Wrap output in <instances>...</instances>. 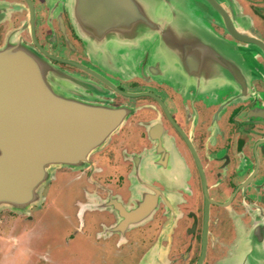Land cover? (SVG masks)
I'll list each match as a JSON object with an SVG mask.
<instances>
[{
  "label": "flooded vegetation",
  "instance_id": "obj_1",
  "mask_svg": "<svg viewBox=\"0 0 264 264\" xmlns=\"http://www.w3.org/2000/svg\"><path fill=\"white\" fill-rule=\"evenodd\" d=\"M158 1L174 6L151 36L138 18L115 27L125 43L90 50L70 0H0V45L15 35L83 80L75 96L133 109L46 205L92 215L96 264H264V0Z\"/></svg>",
  "mask_w": 264,
  "mask_h": 264
},
{
  "label": "water",
  "instance_id": "obj_2",
  "mask_svg": "<svg viewBox=\"0 0 264 264\" xmlns=\"http://www.w3.org/2000/svg\"><path fill=\"white\" fill-rule=\"evenodd\" d=\"M71 2L77 25L90 29V35H85L90 50H109L111 43H125L115 27L138 18L149 26L148 32L158 30L159 20L164 19L158 14V5L170 6L158 0ZM186 17L194 21L192 16ZM168 18L175 21L177 16L171 10ZM229 29L234 32L230 25ZM81 80L53 65L20 38L8 36L0 46V212L8 208L28 214L33 207H40L45 187L57 169L87 166L90 156L109 142L132 113L127 106L78 98L73 85H82ZM206 239L205 234L204 244Z\"/></svg>",
  "mask_w": 264,
  "mask_h": 264
},
{
  "label": "rangeland",
  "instance_id": "obj_3",
  "mask_svg": "<svg viewBox=\"0 0 264 264\" xmlns=\"http://www.w3.org/2000/svg\"><path fill=\"white\" fill-rule=\"evenodd\" d=\"M69 10L72 14L71 0ZM48 46L52 49H65L71 53L66 42L62 39H59L56 44L52 43ZM157 49L159 50V48ZM158 53L160 54V52ZM88 93L91 92L88 91ZM83 100L94 102L88 99ZM58 172H63L61 176L64 174V177L60 178L58 184L54 183L55 179H53L50 182L51 185L54 183L53 186L47 185L45 192L49 194L48 189L53 188L52 190L56 191L58 197L63 199L62 197L68 195L75 186L72 178L74 174L68 172V170H63V168L57 169L56 173ZM76 187H78L77 184ZM44 196L45 201L40 206L42 208L36 207L34 211L31 209L33 214L31 212L26 214V216L31 215L32 217L27 223H25V214L15 213L8 210V208L0 212V264H88V261L91 260L90 258H96L97 253L92 252L95 248L92 242L94 240L92 234L94 233L92 232L91 234L88 228L90 221L83 222L84 219L87 221L89 216L92 215L87 213L85 214L86 217L79 221L75 213L63 214V209L60 208L63 205L60 200L55 201L57 208L55 206H47L48 199L45 193ZM54 198L56 199L55 196L52 199ZM73 209L75 208L73 207ZM69 218L72 219V222H70ZM74 229L78 231V234L76 237L73 235L75 239H70L71 242L69 241L70 243H68L65 237L67 235L71 236ZM79 237L81 239L74 242ZM30 247H34L37 250H31ZM67 260L70 263L66 262ZM94 263L96 264L97 262L94 261Z\"/></svg>",
  "mask_w": 264,
  "mask_h": 264
},
{
  "label": "crops",
  "instance_id": "obj_4",
  "mask_svg": "<svg viewBox=\"0 0 264 264\" xmlns=\"http://www.w3.org/2000/svg\"><path fill=\"white\" fill-rule=\"evenodd\" d=\"M162 22H165V21H160V22H159L160 25H162V24H161ZM168 22L171 23V21H168ZM168 22H167V23H168ZM146 34H147V33H146ZM148 34L151 36V34H150V30H149ZM8 36H9V35H8ZM8 36H7V38H8ZM10 36H11V35H10ZM12 36L16 37L15 35H12ZM7 38L5 39V41L7 40ZM17 38H18V37H17ZM5 41H4V43H5ZM4 43H3V44H4ZM3 44H2V45H3ZM0 46H1V45H0ZM105 55H107V56L111 59V55H108V54H105ZM182 60H183V58H182ZM182 60H181V61H178L179 64L182 65V67L185 68V70H189V68H187V67H189V66L186 64V61L183 60V62H182ZM175 62H176V61H175ZM185 73H186L187 75H194V74L198 75V74H200L201 72H198V73H194V72H193V73H192V72H185ZM128 118H129V116L127 117V119H128ZM127 119L125 120V122H124L123 124L126 123ZM123 124H122V126H123ZM120 128H121V127H120ZM120 128H119V130H120ZM119 130H118V131H119ZM118 131H117V132H118ZM117 132H115V133H117ZM115 133H114V134H115ZM111 138H112V136H111ZM111 138H110V140H111ZM110 140H109V142H110ZM109 142H108V143H109ZM108 143H107V144H108ZM107 144H106L105 146H107ZM105 146H104V147H105ZM104 147H102V148H104ZM102 148H101V149H102ZM101 149H100V150H101ZM94 204H98V205H94ZM36 207H37V206L33 207L32 210H33L34 208H36ZM37 208H38V207H37ZM98 208H100V207H99V202H98V199H97V201H95V203H90L89 206H86V207L84 208L83 211L87 212V210H95V209H98ZM32 212H33V211H32ZM32 212H31V214H33ZM85 212H83V213H85ZM85 214H87V213H85ZM85 214H84V217H86ZM0 216H1V213H0ZM24 216H26V214H25ZM24 218H27V220H29L27 216L24 217ZM31 218H32V217H31ZM29 221H30V220H29ZM85 221H86V220H85ZM27 222H28V221H27ZM76 231H77V230H75V229L73 230V232H76ZM20 232H21V231H20ZM65 236H66V235H65ZM65 236H64V237H65ZM64 237H63V238H64ZM75 237H76V236H75ZM75 237H74V239H75ZM65 238H67V236H66ZM68 239L70 240V238H68ZM68 239H67V241H68ZM72 239H73V238H72ZM74 239H73V240H74ZM70 242H71V241H70ZM70 242L68 241V243H70ZM30 248H31V250H37V249L34 248V247H30ZM36 252H37V251H36ZM61 260H62V259H61ZM66 262L70 263L69 260H67ZM89 262H92V264H94V261H92V260L89 261ZM238 264H246V262H245V260H243V259H239Z\"/></svg>",
  "mask_w": 264,
  "mask_h": 264
},
{
  "label": "bare ground",
  "instance_id": "obj_5",
  "mask_svg": "<svg viewBox=\"0 0 264 264\" xmlns=\"http://www.w3.org/2000/svg\"><path fill=\"white\" fill-rule=\"evenodd\" d=\"M38 208H42V207H38Z\"/></svg>",
  "mask_w": 264,
  "mask_h": 264
}]
</instances>
